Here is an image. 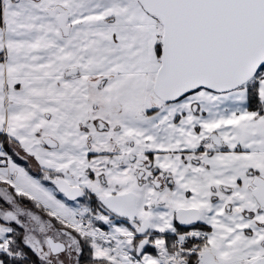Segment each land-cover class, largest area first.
Segmentation results:
<instances>
[{
  "label": "snow or ice",
  "instance_id": "6c2138e0",
  "mask_svg": "<svg viewBox=\"0 0 264 264\" xmlns=\"http://www.w3.org/2000/svg\"><path fill=\"white\" fill-rule=\"evenodd\" d=\"M0 264H264V0H0Z\"/></svg>",
  "mask_w": 264,
  "mask_h": 264
}]
</instances>
